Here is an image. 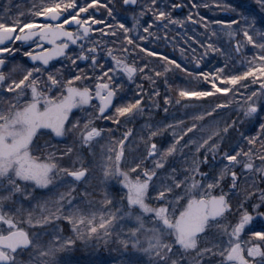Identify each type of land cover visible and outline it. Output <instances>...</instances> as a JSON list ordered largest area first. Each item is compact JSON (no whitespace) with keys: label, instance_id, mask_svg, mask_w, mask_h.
Segmentation results:
<instances>
[{"label":"snow or ice","instance_id":"1","mask_svg":"<svg viewBox=\"0 0 264 264\" xmlns=\"http://www.w3.org/2000/svg\"><path fill=\"white\" fill-rule=\"evenodd\" d=\"M0 264H264V0H0Z\"/></svg>","mask_w":264,"mask_h":264},{"label":"rangeland","instance_id":"2","mask_svg":"<svg viewBox=\"0 0 264 264\" xmlns=\"http://www.w3.org/2000/svg\"><path fill=\"white\" fill-rule=\"evenodd\" d=\"M99 253H102L103 255H105V256H103V258H104L103 260L108 258V254L106 252H104L103 250H101ZM98 254L93 259H96L99 256ZM97 260H100V258L98 257Z\"/></svg>","mask_w":264,"mask_h":264},{"label":"trees","instance_id":"3","mask_svg":"<svg viewBox=\"0 0 264 264\" xmlns=\"http://www.w3.org/2000/svg\"><path fill=\"white\" fill-rule=\"evenodd\" d=\"M77 255L79 256V255H81V254H77ZM98 255H99L98 257L100 258V260H103V259H104L103 256H105V255H103L102 253H99ZM94 257H95V256H94ZM94 257H93V258H94ZM98 257H97L96 259H98Z\"/></svg>","mask_w":264,"mask_h":264}]
</instances>
